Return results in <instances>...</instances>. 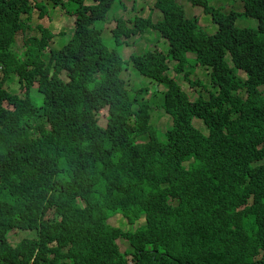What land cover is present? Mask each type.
Masks as SVG:
<instances>
[{
    "label": "trees",
    "instance_id": "1",
    "mask_svg": "<svg viewBox=\"0 0 264 264\" xmlns=\"http://www.w3.org/2000/svg\"><path fill=\"white\" fill-rule=\"evenodd\" d=\"M85 1L0 0V264H264V0H242L240 14L191 0L214 34L177 0H156L162 19L136 16L129 30L157 31L170 49L129 60L102 37L117 0ZM45 3L74 26L26 33ZM241 17L257 27L237 26ZM130 63L153 92L125 79ZM196 66L215 90L192 100L178 79L194 85ZM12 75L24 96L5 89ZM160 110L172 117L165 129L153 121ZM116 214L128 228L110 223ZM13 228L32 236L12 246Z\"/></svg>",
    "mask_w": 264,
    "mask_h": 264
},
{
    "label": "rangeland",
    "instance_id": "2",
    "mask_svg": "<svg viewBox=\"0 0 264 264\" xmlns=\"http://www.w3.org/2000/svg\"><path fill=\"white\" fill-rule=\"evenodd\" d=\"M44 2L46 0H43ZM155 1L156 0H122V1H116L115 4L112 7V10L107 15V21L103 23L102 27V37L109 46H111V49H121V53L123 55V58L128 60L129 55L132 53H139L140 51L151 49V47H160V49H165L167 52V49H170V42L167 40L168 43H165V39L161 38V35L159 32L154 30H147L145 34L142 36V34H134L132 37L131 44L128 40L125 38L123 39L124 44L117 45V42L115 39L117 37L112 34V28L116 26V24H119L118 19H124L125 20V26L129 28H133L132 20L136 16H141L143 18H151L154 22L160 21L162 19V13L160 10L155 9ZM182 2L187 10V17H197L199 19V25L206 30L209 34H214L217 30L216 25L213 23L211 16L204 14V10L199 7L193 8L189 0H179ZM93 0H86L85 4H91ZM242 0H211L210 4L212 6H215L217 8L223 9V12H230L231 10H234L238 13H242L244 11V7L241 4ZM122 4H126V10L122 7ZM46 7L49 9L48 14H42L40 9H34L32 12L34 15V20L31 21L30 26H32L30 29L26 30V33H36L39 34V37L41 36L40 33L37 30V23L41 22L44 26L48 28H52L53 32L58 33L62 30L63 27H73L74 26V18L67 17L65 15V12L70 14L73 13L77 7V4L70 3L66 6V9L64 11L57 10V8H53L52 5H47L45 3ZM116 7H120L121 9L117 10L114 13V9ZM52 9V10H51ZM143 12V14L141 13ZM114 13V15H113ZM113 15V16H112ZM112 16V17H111ZM75 17V15H74ZM111 17V18H110ZM237 26L239 27H257L258 23L254 19L250 18H238L236 21ZM68 38V37H67ZM66 38V39H67ZM23 37L22 35L18 36L16 38V45L15 49L19 54H23L25 51V48L23 47ZM148 45V46H147ZM149 47V48H148ZM192 56L195 57V55L191 52ZM25 56H22L24 58ZM228 57V56H227ZM192 58V57H190ZM169 63L172 66L176 63L175 60H169ZM194 67V66H193ZM124 68L122 75L125 71V79L129 80L131 82V77H133V85H136L137 83L145 80L148 84H145V87H150L151 92L155 89V84L149 83V79L147 76H144L140 74L130 63L127 70ZM138 72V73H137ZM239 74L241 76H244V71L239 70ZM3 73L0 70V79H2ZM190 79L193 81L194 85H192L188 80H185L183 75L179 76V83L182 85V88L190 95L192 100L197 99V97L203 96L207 98L209 96V91L215 90L211 87L210 79L207 74V70L203 69L202 67L196 66L194 68L193 73L190 75ZM5 89H7L11 93H16L18 95L24 96L25 89L19 84L18 77L16 75H12L9 77V79L6 80L5 83ZM37 87V85H36ZM264 91V87L261 88ZM31 96L34 99V102L37 103V105H41L43 102V96L38 92L37 89H33L31 91ZM151 94L145 95V99L149 98ZM108 110L105 113H102L100 116V123L102 126H107L108 124ZM153 121L154 123L159 126L162 129H165L166 127L172 125V117L165 112V110L157 111L156 114L154 113ZM161 115H163L161 117ZM198 120V119H195ZM195 125L197 127H200L203 129V125L196 121ZM202 131V130H201ZM206 132V131H203ZM110 223L116 226H121L123 228H128L126 225L129 224V222H126L124 219L121 218L119 214H116L110 218ZM144 223V219L141 218L137 222H133L131 226H133V229L139 225ZM32 236L29 230L23 231V230H12L8 234V239L11 242V244L15 245L19 241H21L24 237ZM118 244L120 245V248L122 250H125L127 248H130L131 245L126 239L118 238L117 240Z\"/></svg>",
    "mask_w": 264,
    "mask_h": 264
},
{
    "label": "clouds",
    "instance_id": "3",
    "mask_svg": "<svg viewBox=\"0 0 264 264\" xmlns=\"http://www.w3.org/2000/svg\"><path fill=\"white\" fill-rule=\"evenodd\" d=\"M135 1V0H134ZM179 3H181L183 6H184V4L182 3V2H180L179 0H177ZM189 2L191 3V5L193 6V8H195V7H199V8H202L203 10H204V7H202V6H198V5H194L193 3H192V1L191 0H189ZM211 5V4H210ZM185 7V6H184ZM215 7V6H214ZM217 8V7H216ZM156 9V8H155ZM186 9V8H185ZM196 9V8H195ZM221 9V8H220ZM223 10V9H222ZM232 11V10H231ZM234 11V10H233ZM186 12H187V10H186ZM244 12V11H243ZM204 13V12H203ZM226 13H228V12H226ZM205 14V13H204ZM240 14V13H239ZM141 17V16H140ZM187 18H189V17H187ZM191 18H194V17H191ZM191 18H189V19H191ZM195 18H197V17H195ZM198 19V18H197ZM198 21H199V19H198ZM132 24H133V28H134V25H135V23H134V21H132ZM120 27V25L119 24H116V26L115 27H113L112 28V34H114L115 35V33H114V30L116 29H118ZM129 29H131V28H129V27H126L125 26V28H122V38H125L126 40H128L129 41V43L131 44V42H132V37H133V35H134V32L133 31H130ZM144 51V50H143ZM140 52H142V51H140ZM139 52V53H140ZM133 54V53H132ZM130 56H131V54L129 55V58H130ZM192 57H194V56H192ZM129 60V59H128ZM211 87L213 88V86H212V84H211ZM109 113H108V115H107V118H108V123H109ZM101 124V123H100ZM102 126V125H101ZM107 126H108V124H107ZM107 126H103V127H107ZM143 219H144V222L146 221L145 220V217H142ZM141 219V218H140ZM143 224V223H142ZM141 224V225H142ZM15 229H18V230H23V229H20V228H13V229H11L10 231H9V233L12 231V230H15ZM23 231H26V230H23ZM30 231V233H31V230H29ZM8 233V234H9ZM8 234H7V239H8ZM25 238V237H24ZM23 239V238H22ZM22 239H21V241H22ZM118 240V239H117ZM8 242L11 244V242L9 241V239H8ZM20 242V241H19ZM18 242V243H19ZM18 243H16L15 245H13V244H11L12 246H16ZM130 244V243H129Z\"/></svg>",
    "mask_w": 264,
    "mask_h": 264
}]
</instances>
